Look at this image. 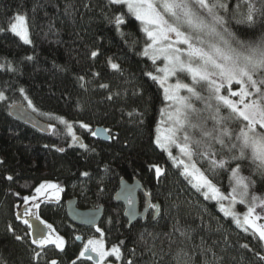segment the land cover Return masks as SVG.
<instances>
[{
	"label": "trees",
	"instance_id": "16d2710c",
	"mask_svg": "<svg viewBox=\"0 0 264 264\" xmlns=\"http://www.w3.org/2000/svg\"><path fill=\"white\" fill-rule=\"evenodd\" d=\"M206 2L228 22L237 52L258 63L252 76L264 106V0ZM17 19L25 41L13 34ZM146 44L138 21L111 0H0V264H39L9 232L18 229L11 191L46 183L61 189L63 202L75 198L79 209L103 207L96 230L112 264H264L261 239L196 190L157 146L165 102L153 79L158 64L143 55ZM15 103L29 105L50 135L13 120L8 110ZM217 111L195 162L222 193L234 191L262 209L264 165L241 140L248 124ZM69 125L79 136L73 145ZM96 128L106 130L108 142L92 137ZM254 135L264 139L260 129ZM121 180L138 181L150 201L145 219L132 225L113 201ZM42 219L68 240L60 264L74 259V236L94 231L73 226L62 204L44 206Z\"/></svg>",
	"mask_w": 264,
	"mask_h": 264
},
{
	"label": "rangeland",
	"instance_id": "374dc122",
	"mask_svg": "<svg viewBox=\"0 0 264 264\" xmlns=\"http://www.w3.org/2000/svg\"><path fill=\"white\" fill-rule=\"evenodd\" d=\"M111 1L125 5L138 21L147 38L143 55L158 64L153 79L163 92L165 104L156 128L157 146L175 167L182 169L196 190L215 201L237 226L261 239L260 257L264 260V203L259 209L260 204L249 203L239 193H222L194 159L195 150L205 143L204 137L214 133L211 122H218L217 110L225 109L248 124L241 140L264 165V139L254 135L258 129L264 133V106L257 97L258 88L252 76L258 63L237 52V41L228 36V22L223 16L216 18L206 0ZM247 5L250 15L252 6ZM242 13L238 10L236 18L239 15L244 22ZM22 19L15 20L12 31L25 41ZM25 108L32 112L29 105ZM67 132L73 145L79 137L75 126L69 125ZM48 187H54L48 199L58 198L61 189L53 183L41 188ZM97 233L98 230L81 235L93 238L94 251L103 256V242L98 240Z\"/></svg>",
	"mask_w": 264,
	"mask_h": 264
},
{
	"label": "flooded vegetation",
	"instance_id": "af4514ba",
	"mask_svg": "<svg viewBox=\"0 0 264 264\" xmlns=\"http://www.w3.org/2000/svg\"><path fill=\"white\" fill-rule=\"evenodd\" d=\"M41 187L39 186L31 192L11 191L14 220L18 225V229H14V226L11 225L9 232L15 236L16 240H23L25 242L27 248L32 253L34 262L39 264H60V257L68 247V240L59 231L54 230L51 224L42 219V216L44 206L51 205L58 207L61 204L64 205L68 199L63 202L61 197L62 192L58 198L48 199V194H51L54 187H48V189H42ZM34 220H38L46 228L47 235L45 239L34 240L31 236V221ZM98 240L101 241L100 238ZM71 241L74 243L76 254L74 259L68 264H96L90 258L84 257L87 252H91L98 257L97 264H112L109 262L111 251L106 250L103 245L102 250L104 255L100 256V254L94 251L93 242L95 240L90 238V236H74Z\"/></svg>",
	"mask_w": 264,
	"mask_h": 264
},
{
	"label": "water",
	"instance_id": "95a60500",
	"mask_svg": "<svg viewBox=\"0 0 264 264\" xmlns=\"http://www.w3.org/2000/svg\"><path fill=\"white\" fill-rule=\"evenodd\" d=\"M9 116L18 123L37 131L42 135H50L51 129L49 125L39 120L36 115L28 111L22 104H12L8 110ZM92 137L100 142H108L109 136L105 129L96 128L92 132ZM81 144L80 139L76 140ZM142 194L145 199L144 208L140 209L138 196ZM114 203L121 204L124 207V218L129 225L134 224L137 220H144L150 208L149 198L144 195V190L141 184L133 180L127 182L121 180L119 189L113 197ZM65 214L68 221L75 227L86 230H94L99 227L103 216V207L94 209L82 210L78 208L77 200L71 198L64 203ZM157 216V207L154 212V217ZM47 230L38 220L31 221V236L34 240H43L46 238ZM85 258H90L94 263H98V257L91 252L84 255Z\"/></svg>",
	"mask_w": 264,
	"mask_h": 264
}]
</instances>
